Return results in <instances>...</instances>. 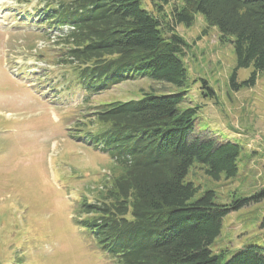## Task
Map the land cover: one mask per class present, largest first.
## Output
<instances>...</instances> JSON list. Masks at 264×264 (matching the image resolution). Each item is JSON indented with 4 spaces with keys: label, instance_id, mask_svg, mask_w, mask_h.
<instances>
[{
    "label": "trees",
    "instance_id": "trees-1",
    "mask_svg": "<svg viewBox=\"0 0 264 264\" xmlns=\"http://www.w3.org/2000/svg\"><path fill=\"white\" fill-rule=\"evenodd\" d=\"M148 1L151 9L143 0H38L13 19L46 34L58 31L72 69L51 77L48 87L57 96L63 88L67 96L82 93L88 99L142 77L185 86V41L175 26H189L197 13L216 27L220 41L232 45L231 89L253 86L264 72V0ZM248 67L249 77L238 81L236 70ZM201 83L203 96L214 97L206 80ZM188 103L187 91L180 89L90 108L98 127H77L69 136L107 154L120 172L96 202L80 199L85 217L79 222L115 264H264V245L257 243L226 260L210 249L223 217L262 198L264 189L233 205L216 203L210 190L196 197V187L185 180L189 168L197 162L210 178H232L242 146L197 129L199 105Z\"/></svg>",
    "mask_w": 264,
    "mask_h": 264
},
{
    "label": "rangeland",
    "instance_id": "rangeland-1",
    "mask_svg": "<svg viewBox=\"0 0 264 264\" xmlns=\"http://www.w3.org/2000/svg\"><path fill=\"white\" fill-rule=\"evenodd\" d=\"M37 2L24 6V0H0V264H115L80 224L85 215L79 201L100 199L120 168L107 154L69 136L77 127H98L88 116L98 103L186 90L191 101L186 105H199L197 129L242 146L232 178H210L197 162L189 168L185 180L196 187V197L210 190L216 203L233 205L264 189V72L253 86L231 89L233 48L220 41L216 27L199 13L189 26H175L185 41L188 78L183 87L142 77L88 99L82 93L67 96L59 85L57 96L48 84L56 74L71 73L66 45L58 31L46 34L13 19ZM171 4L163 6L165 12ZM143 6L151 9L148 0ZM251 71L238 68L237 80ZM201 79L214 97L203 96ZM256 243L264 245V196L226 214L210 249L223 252L226 260Z\"/></svg>",
    "mask_w": 264,
    "mask_h": 264
}]
</instances>
